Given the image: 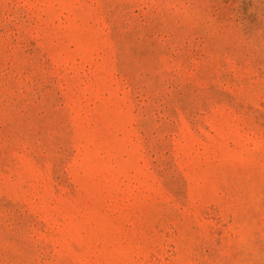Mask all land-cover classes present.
Returning a JSON list of instances; mask_svg holds the SVG:
<instances>
[{"label":"rangeland","instance_id":"374dc122","mask_svg":"<svg viewBox=\"0 0 264 264\" xmlns=\"http://www.w3.org/2000/svg\"><path fill=\"white\" fill-rule=\"evenodd\" d=\"M0 264H264V0H0Z\"/></svg>","mask_w":264,"mask_h":264}]
</instances>
